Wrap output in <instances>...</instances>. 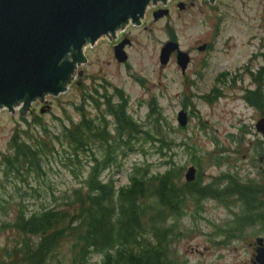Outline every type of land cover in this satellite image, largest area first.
Masks as SVG:
<instances>
[{"label":"rangeland","instance_id":"374dc122","mask_svg":"<svg viewBox=\"0 0 264 264\" xmlns=\"http://www.w3.org/2000/svg\"><path fill=\"white\" fill-rule=\"evenodd\" d=\"M184 2L186 7L182 4V10L173 5L165 17L154 20L150 14L142 20L140 27H127L124 36L129 44L124 47L125 63L117 62L113 54L114 46L121 42L123 34L116 42L100 40L84 51L87 61L80 68L82 74L60 96L47 97L44 107L42 103H34L28 114L0 111V154L7 152L11 134L26 128L21 118L28 121L34 115L41 118L43 125L34 126L30 132L37 138L48 137L55 146L54 153L44 159V174L26 178L29 186L16 185L10 177L0 179V227L2 222L13 218L17 201L24 192L27 195L20 200L28 215L53 207L77 186L78 179L74 180L69 171L72 168L76 172V166L67 167L66 160L71 156L66 144L62 142L60 146L54 136L60 133L63 125L67 126L71 121L78 123L82 114L96 122L101 120L104 106L94 108L89 96L102 104L105 94L115 103V90L123 93L127 113L143 130L157 140L163 138L165 142L181 144H172L170 151L162 150L164 157H161L157 154L158 142H145L139 135L134 141V151L122 155L110 172L102 173L112 176L116 185L127 183L133 166L147 163L150 172L157 173L165 169V161L182 168L179 182H184V173L192 166L200 170V182L209 186L221 187L222 181L225 182L221 177L227 173L241 183L249 181V184L260 186L264 182V139L255 132L262 111L251 108L243 97L246 91L257 89L259 84L250 73L254 74L262 64L259 54L264 41V0ZM169 31L174 34L169 39L174 36L181 52L189 56L183 74L175 62V52L165 65L159 63V52ZM202 44L205 49L198 51L197 47ZM260 90L264 96V80ZM209 94L211 99L206 101ZM152 104L159 108L154 117L160 129L154 128V122L151 123L149 118ZM40 107L45 109L43 113L39 112ZM180 111L188 116L185 127H179L176 121ZM105 120L111 130L112 118L108 116ZM155 130L158 131L156 135ZM193 155L200 158L199 169L191 160ZM218 157L220 160L216 162ZM79 158L81 179L90 162L82 155ZM199 203L201 208L196 211L194 202L188 201L184 215L176 223V231H181V237L172 244L174 250L170 249L179 262L251 264L254 252L249 244L254 240L257 227H247L241 236L222 245L216 244L222 240L221 232L233 223L234 213L239 212L241 203L227 208L211 196ZM15 238L11 230L0 229V261L4 260L3 250L9 249ZM259 242L260 239L256 240L258 247ZM52 254L44 264H54L55 260L59 264H70V252L65 242ZM255 254L256 258L257 250ZM101 261V255L93 254L88 264H101Z\"/></svg>","mask_w":264,"mask_h":264},{"label":"trees","instance_id":"16d2710c","mask_svg":"<svg viewBox=\"0 0 264 264\" xmlns=\"http://www.w3.org/2000/svg\"><path fill=\"white\" fill-rule=\"evenodd\" d=\"M261 48L262 64L254 74L250 73L257 79L254 82L259 81L258 88L246 91L243 97L250 107L264 112V96L260 90L264 80V41ZM211 94L205 97L206 101L211 99ZM115 96L113 103L110 96L102 95V104L89 96L94 108L104 106L101 120L96 122L82 114L78 123L71 121L63 125L54 136L57 144H66L71 156L66 160L67 167L76 166V172L72 168L69 171L74 180L78 179L77 186L53 207L28 215L20 200L27 194L24 192L19 197L13 218L2 222L0 227L11 230L16 237L13 245L3 250L4 260L0 264H44L62 242L68 244L70 264H88L93 254L101 255V264H181L170 249L179 236L176 223L184 215L188 201H193L195 210L199 211V202L207 196L227 208L241 203L233 223L223 230L221 243L241 236L242 230L250 227L258 197L257 186L249 181L241 183L235 176L226 174L224 187H215L200 182V170H197L195 182H179L182 168L166 161L163 162L165 169L157 173H151L147 163L133 166L125 185H116L110 175L103 176V172L108 173L116 166L122 155L134 151V141L139 135L145 142H158L157 154L161 157H164L162 150L170 151L172 144L181 145L155 139L127 113L123 93L115 90ZM149 109L153 127L160 129L154 117L159 108L152 104ZM108 116L112 118L111 130L105 120ZM21 121L26 128L15 130L9 138L7 152L0 154V179L10 177L16 185L29 186L26 178L44 174V159L54 153L55 146L48 137L37 138L30 132L34 126L43 125L39 116L34 115L28 121L21 118ZM80 155L90 162L81 179ZM216 159V162L220 160ZM191 160L199 169V156L193 155ZM54 264L59 262L55 260Z\"/></svg>","mask_w":264,"mask_h":264},{"label":"water","instance_id":"95a60500","mask_svg":"<svg viewBox=\"0 0 264 264\" xmlns=\"http://www.w3.org/2000/svg\"><path fill=\"white\" fill-rule=\"evenodd\" d=\"M165 0H0V108L11 111L23 103L24 113L30 103L53 97L65 90L78 65L86 62L82 49L93 46L100 38L128 24L138 25L150 4ZM214 3L215 0H207ZM179 8L182 4H178ZM167 10L155 11L156 20ZM128 39L114 46V58L124 63ZM205 46L198 47L202 51ZM175 52L176 64L184 72L189 58L177 43L166 42L159 52V63L165 65ZM82 74L79 71L78 75ZM40 112H44L41 109ZM186 114L177 113L180 127L186 125ZM264 136V113L255 124ZM194 167L184 174L193 181ZM258 258L263 253L259 252Z\"/></svg>","mask_w":264,"mask_h":264},{"label":"flooded vegetation","instance_id":"af4514ba","mask_svg":"<svg viewBox=\"0 0 264 264\" xmlns=\"http://www.w3.org/2000/svg\"><path fill=\"white\" fill-rule=\"evenodd\" d=\"M184 1L185 0H177L172 4V6L174 5L175 7H177L178 3H182L184 5L183 8H185L186 5H185ZM169 7H167V10L169 9ZM159 9L160 8H158V7L156 8L154 6H150L144 15V19L146 18V16H148L150 14L152 15L156 10H159ZM182 9H180V10H182ZM168 12H169V10H168ZM124 34H125V31L123 32V36L121 39L126 38L124 36ZM167 40H169V38ZM263 187H264V182L260 186H257L258 197L256 198V200L254 202L252 222L250 225V228L251 227H257V231L254 234V240H253V242H251L249 244L251 246V249L254 252L253 253V259L251 260V264H264V262L260 263V262L256 261V258H255V255H256L255 253H256L257 248H261L264 251V188ZM235 205L239 206V203L235 204ZM259 214H260V216L258 217ZM258 239H260L259 247L257 246L258 244L256 245V240H258ZM263 254H264V252H263Z\"/></svg>","mask_w":264,"mask_h":264}]
</instances>
